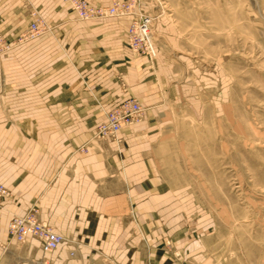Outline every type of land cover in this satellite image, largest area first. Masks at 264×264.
Listing matches in <instances>:
<instances>
[{"label": "crops", "instance_id": "crops-1", "mask_svg": "<svg viewBox=\"0 0 264 264\" xmlns=\"http://www.w3.org/2000/svg\"><path fill=\"white\" fill-rule=\"evenodd\" d=\"M32 9L51 31L19 41ZM129 22L79 20L62 0H0V35L12 44L0 63V183L11 193L0 205V264H195L203 258L204 228L186 226L185 212L157 176L168 156L165 119L177 96L172 59L133 54ZM130 96L144 107L142 118L122 126L116 141L96 137L104 112ZM31 208L68 241L45 253L36 238L10 240L9 219Z\"/></svg>", "mask_w": 264, "mask_h": 264}, {"label": "rangeland", "instance_id": "rangeland-1", "mask_svg": "<svg viewBox=\"0 0 264 264\" xmlns=\"http://www.w3.org/2000/svg\"><path fill=\"white\" fill-rule=\"evenodd\" d=\"M139 2L156 54L172 59L177 96L156 174L186 226L205 230L195 264H264V0Z\"/></svg>", "mask_w": 264, "mask_h": 264}, {"label": "built area", "instance_id": "built-area-1", "mask_svg": "<svg viewBox=\"0 0 264 264\" xmlns=\"http://www.w3.org/2000/svg\"><path fill=\"white\" fill-rule=\"evenodd\" d=\"M76 14L78 19H100L112 17L122 19L130 17L126 27V44L135 55H142L152 60L156 57V47L152 37L153 16L138 10V0H111L107 5L94 4L89 0H62ZM29 26L19 35V41L32 39L45 31H51V26L41 16L38 10L30 12ZM12 47V44L0 35V63L1 57ZM3 83V72L0 65V91ZM142 107L135 98H125L104 113L103 120L96 126V137H112L124 125L137 122L142 114ZM85 146L81 147L84 151ZM11 196L10 190L0 183V205ZM7 234L10 240L24 242L30 237L40 242L43 252L51 253L59 244L65 241L62 234L55 232L47 223L37 217L35 209H29L23 215L14 214L7 223ZM72 255L73 253L70 252Z\"/></svg>", "mask_w": 264, "mask_h": 264}, {"label": "bare ground", "instance_id": "bare-ground-1", "mask_svg": "<svg viewBox=\"0 0 264 264\" xmlns=\"http://www.w3.org/2000/svg\"><path fill=\"white\" fill-rule=\"evenodd\" d=\"M77 17V16H76ZM107 18H109V17H107ZM100 19H102V18H100ZM31 20V19H30ZM79 20H81V19H79ZM30 23V22H29ZM130 23V22H129ZM29 26V25H28ZM111 109V108H110ZM108 111V110H107ZM106 112V111H105Z\"/></svg>", "mask_w": 264, "mask_h": 264}]
</instances>
